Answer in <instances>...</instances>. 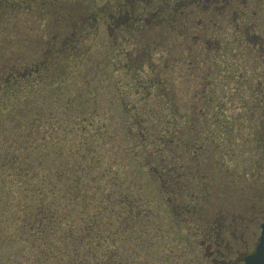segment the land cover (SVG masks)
Segmentation results:
<instances>
[{
    "label": "rangeland",
    "instance_id": "obj_1",
    "mask_svg": "<svg viewBox=\"0 0 264 264\" xmlns=\"http://www.w3.org/2000/svg\"><path fill=\"white\" fill-rule=\"evenodd\" d=\"M92 1L0 0V58L39 55L50 40L56 41L53 38L64 25L85 22L88 16L92 20L95 13L91 16V10L108 13L101 6L107 0ZM248 7V18L239 26L257 22L256 34L238 32L225 24L222 38L228 46L212 59L185 54L183 49L166 53L162 40L156 39L157 32L131 35L113 28L109 33V23H94L87 36L89 43L78 48L77 58L59 65L58 75L56 71L53 80L44 84L47 88L42 86L9 113L0 133H18L20 162L39 166L41 173L66 162L57 156L43 157L49 149L62 148L67 155L95 150L102 159L99 175L103 173L105 191H115L120 198L130 193L143 205L136 207L130 229L139 236L148 232L153 264H222L228 257L219 235L225 241L232 238L216 220L225 222L238 204L258 207L261 204L255 197L264 189V144L257 140L264 137V105L252 108L253 89L259 80L264 82V60H256L258 52L242 48L244 35L249 40L258 34L264 37V0H252ZM228 21L230 26L236 20ZM195 91L203 96V114L201 124L194 127L189 122L194 119ZM136 108L144 118L142 128L134 123ZM173 116L182 121L181 128L168 131ZM184 134L198 139L197 148L191 151L197 150L207 175L201 181H207L202 184L206 189L198 190L196 202L181 195L173 201L169 188L165 191L154 174L157 163L152 157L160 150L158 156L173 159L181 155L189 163L194 152L183 151L180 139ZM3 152L1 147L0 155ZM78 160L93 166L83 156ZM184 175L188 179L192 174L186 171ZM53 181L58 182L56 177ZM150 207L158 214L155 221L146 213ZM252 247L233 244L229 256L234 259L239 250Z\"/></svg>",
    "mask_w": 264,
    "mask_h": 264
},
{
    "label": "trees",
    "instance_id": "obj_2",
    "mask_svg": "<svg viewBox=\"0 0 264 264\" xmlns=\"http://www.w3.org/2000/svg\"><path fill=\"white\" fill-rule=\"evenodd\" d=\"M179 1V6H168L169 0H164L153 9L148 6L138 8L136 20L109 23L108 26L111 30L122 28L123 32L131 35L157 32L156 39L159 42L162 40L166 53H173L170 49L168 52L169 45L183 43L184 53L192 56L196 55L191 52L197 41L193 35L199 31V55L212 59L222 53L228 46L225 37L222 38L224 25L229 24L228 19L235 17L228 11L217 13L216 9L222 10V6L233 5L237 0ZM93 24V21H82L67 28L64 25L57 38H53L56 41L50 40L48 47L29 59L19 55L10 59L0 58V126L26 97L38 93L42 86L47 88L44 84L53 80L56 71L58 75L59 65L70 61L71 64L77 58L78 48L89 43L87 36ZM61 38L63 40L58 42ZM242 44L247 52V49L250 53L258 52L260 57L256 60H264V41L243 40ZM259 81L253 89L256 94L254 109L264 105V82ZM201 97L200 91L194 92V119L189 122L194 127L203 114ZM258 98H262L261 101ZM138 110L134 109V123L142 128L144 118ZM181 123L173 116L167 123V130H178ZM172 134H175L174 130ZM190 136L184 134V138L180 139L184 152H194L188 164L184 163L181 155L173 159L158 156L162 150L152 157L157 163L153 167L157 169L154 174L159 176L165 191L169 188L173 201L181 195L196 202L198 190L206 189L202 184L207 181H201L207 175L198 162L197 150L191 151L197 148L198 139ZM20 146L18 133H0V148H4L0 155V264H153L148 232L142 231L146 235L139 236V232L130 229L136 207L143 205H139L130 193L126 192V197L120 198L115 196V191L110 192L108 188L105 191L103 173L99 175L102 159L95 155V150L89 148L87 153L76 150L67 155L62 148L49 149L43 157L57 156V159H65L66 162L44 168L41 173L39 166L20 162ZM79 156L90 160L93 166L79 162ZM69 158H72L71 162ZM186 171L192 174L188 179L182 178ZM53 177L58 182H54ZM145 210L155 221L154 217L158 214L154 209ZM143 253L147 256L144 257Z\"/></svg>",
    "mask_w": 264,
    "mask_h": 264
},
{
    "label": "flooded vegetation",
    "instance_id": "obj_3",
    "mask_svg": "<svg viewBox=\"0 0 264 264\" xmlns=\"http://www.w3.org/2000/svg\"><path fill=\"white\" fill-rule=\"evenodd\" d=\"M94 1L95 0H93L92 2ZM162 1L164 2V0H107L101 6L105 7L106 9H109L108 13H106L107 12L106 11L103 15H101L96 10H91L89 14L93 16V14L95 13V15L92 18V20H89L90 17L88 16L86 21H93V23L104 22V23H114L115 24V23H122L127 20H136V13L138 12L137 11L138 8L148 6L149 8L153 9L154 7L158 5L160 6ZM244 1L245 0H237V3L235 2L233 5L229 4L227 6H222V10H218V9L216 10H217V13H220V14L224 13L223 11H228V13L230 12L233 13V16L235 17V20H236L235 21L236 25L233 26L231 23L229 28L236 30L238 32H243L244 30V32H248L249 34L254 33L255 35L256 34L255 31H257V29L259 28V25L257 24V22L252 23L251 21L248 24V27L245 26L242 28L239 26L241 25L240 23L241 20L244 21L246 20V18H248V15H247L248 9H249L248 6H249V3L252 2V0H247V2L243 3ZM169 2L170 3H168V6L169 5L171 6L172 4L175 6L180 5L179 0H169ZM97 7L99 6L97 5ZM128 10H130L131 12L130 15H128L129 14ZM255 15L256 13H254V16ZM253 28H254V31L252 32ZM110 31H111V28L108 26V32ZM193 36L197 37V41L194 42L193 50L191 53L199 55L200 50H201V43L199 40L200 39L199 31L195 32ZM247 37H248L247 35L246 36L244 35V40L246 39L249 40ZM253 39L256 40V42L260 40L264 41V37H260L259 34H258V37L253 38ZM182 44L183 43L169 45V48L167 50L168 52L170 49L174 53H176V51H178L179 53L182 51L181 49H183V51L185 50ZM197 81H199V76L197 77ZM259 99L261 101L262 98H258V100ZM262 101H264V96H263ZM198 123L199 125L201 124V119L198 120ZM257 140L260 144L261 142L264 144V137L263 138L259 137ZM263 190L264 189L261 190L262 193H260L257 197H255V201H260L259 204H261V205H258V207H256L255 205H252L251 208L249 209L247 207L244 208L243 204H238L236 205V208H235L236 210L232 211L227 219L225 218L226 219L225 222L223 220H221V222H217L216 220L217 226H220V227L224 226L228 234H230L232 238L231 239L232 241H229V240L225 241L224 238L221 237V235H219L220 237L218 240H220L222 242L221 245L223 244V247L227 249L226 252L224 253V256L228 257L227 261L221 262L222 264H247L246 258L254 254L256 252L258 245L261 243V239L263 236V225H264V191ZM253 201L254 199L253 197H251L249 202L252 203ZM245 230H247L248 232L247 235L245 233ZM233 244L239 247L240 246L246 247L250 244H253V247L251 250L249 249H246V250L241 249V251L239 250L235 256L236 258L232 259L229 256L230 254L229 250L231 248V252H232Z\"/></svg>",
    "mask_w": 264,
    "mask_h": 264
},
{
    "label": "water",
    "instance_id": "obj_4",
    "mask_svg": "<svg viewBox=\"0 0 264 264\" xmlns=\"http://www.w3.org/2000/svg\"><path fill=\"white\" fill-rule=\"evenodd\" d=\"M246 263L247 264H264V232H263L262 242L257 247L256 254L247 257Z\"/></svg>",
    "mask_w": 264,
    "mask_h": 264
}]
</instances>
